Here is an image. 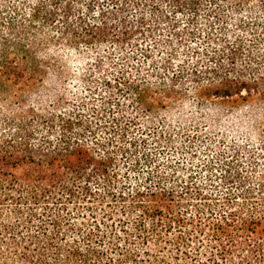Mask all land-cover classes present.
<instances>
[{
    "label": "trees",
    "instance_id": "16d2710c",
    "mask_svg": "<svg viewBox=\"0 0 264 264\" xmlns=\"http://www.w3.org/2000/svg\"><path fill=\"white\" fill-rule=\"evenodd\" d=\"M263 68L264 0H0V264H264L258 153L159 117L250 100ZM77 70L101 110L62 87Z\"/></svg>",
    "mask_w": 264,
    "mask_h": 264
},
{
    "label": "rangeland",
    "instance_id": "374dc122",
    "mask_svg": "<svg viewBox=\"0 0 264 264\" xmlns=\"http://www.w3.org/2000/svg\"><path fill=\"white\" fill-rule=\"evenodd\" d=\"M176 48L182 50V53L191 49V47L188 46H185V49L182 46H176ZM69 55L71 61H76L79 58L76 54L72 55L71 53ZM132 63L133 62L130 61V65H132ZM73 65L79 64L74 63ZM73 69L76 71V66H73ZM75 73L68 76L64 83L62 82V87L66 89V93L68 95L76 94L82 97L86 96V98H88L87 102L89 108L96 107L94 109L101 110L102 107H100V105L102 104L103 99L101 98V95H103V91L99 88L97 94L87 93L84 90L83 84L78 80V70L77 74ZM262 91H264V84L261 82L260 84H257L256 88L251 90V92L244 91V96H247L250 99L247 101L242 100V97L238 95L233 99H221L207 96L205 101L201 104H197V100L192 98V96L187 99L185 98L176 101L174 104L167 100V106L169 107L160 111L164 117H159L166 118L168 122H171L174 126L177 123L184 124V126L188 128L191 138H205L207 141L203 140L204 142H202L201 145L209 146L216 144L218 150L221 149L225 143L229 144L232 143L233 140H238L240 143L249 146V148L255 151V153H258L261 169H264V118L262 117L261 121L253 123L252 125L246 123L247 128L242 127V124L239 123L241 118L248 121L244 118V114L249 109L251 103L257 101V105H260L261 108L260 112H264V97ZM251 94L253 95L252 97H250ZM91 96H95L94 101H92L93 97ZM89 99H91V101H89ZM251 130L252 132H250ZM167 133H172L173 136L175 135V144L180 143V133L178 129L175 131H170V129H168ZM102 135L103 133L99 132V137ZM204 149L203 146H198V153L194 157L189 155L183 156L179 153L173 154V151L170 150V153H164L166 155L164 156V159L181 162L182 165L180 166L187 170L189 167H192L195 163L199 162V160L204 159ZM120 167H122L120 174L123 176L125 172L128 171L126 170V165L120 164ZM186 170H183L182 173H188ZM127 177H129V179L125 180L126 186H128V184L132 186L140 182L135 174L127 175Z\"/></svg>",
    "mask_w": 264,
    "mask_h": 264
}]
</instances>
